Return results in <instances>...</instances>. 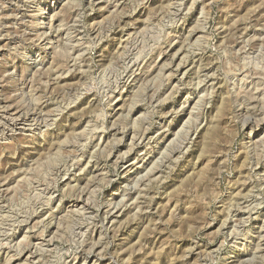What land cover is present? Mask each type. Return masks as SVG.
<instances>
[{"label":"rangeland","instance_id":"obj_1","mask_svg":"<svg viewBox=\"0 0 264 264\" xmlns=\"http://www.w3.org/2000/svg\"><path fill=\"white\" fill-rule=\"evenodd\" d=\"M0 264H264V0H0Z\"/></svg>","mask_w":264,"mask_h":264}]
</instances>
